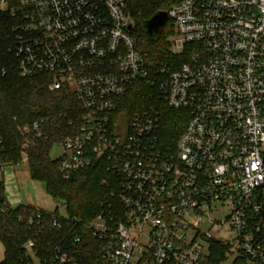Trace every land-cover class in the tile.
I'll use <instances>...</instances> for the list:
<instances>
[{
    "label": "built area",
    "instance_id": "1",
    "mask_svg": "<svg viewBox=\"0 0 264 264\" xmlns=\"http://www.w3.org/2000/svg\"><path fill=\"white\" fill-rule=\"evenodd\" d=\"M128 12V0H0L19 75L47 76L51 92L76 102L57 142L60 173L70 179L102 163L115 180L89 223L65 206L27 205L35 211L28 225L49 215L55 229L70 227L74 243L83 229L110 264H203L198 241H215L228 224L239 257L264 264V0L179 1L166 11L167 43L179 59L163 65L139 46ZM142 82L151 90L147 106L124 112V98ZM164 108L186 119L170 146ZM13 121L24 139L20 164L29 163L41 125ZM222 208L229 213L215 223L211 214ZM204 220L217 233H201ZM34 249L30 240L19 264H79L62 247L51 260Z\"/></svg>",
    "mask_w": 264,
    "mask_h": 264
},
{
    "label": "trees",
    "instance_id": "2",
    "mask_svg": "<svg viewBox=\"0 0 264 264\" xmlns=\"http://www.w3.org/2000/svg\"><path fill=\"white\" fill-rule=\"evenodd\" d=\"M179 1L128 0L129 10L137 23L134 33L139 46L160 65L179 59L172 56L170 46L164 40L173 34L172 23H167L158 41H150L143 31L142 20L150 21L158 12L169 11ZM10 26V20L0 18V138L4 140L0 146V166H17L23 160L24 139L13 119L16 117L22 125L39 123L44 135L27 152L31 179L43 182L48 196L61 202L71 218L87 224L101 213V202L113 189L104 183L105 180L111 181L112 186L115 180L102 163L64 179L59 160L52 161L50 151L63 135L69 133L67 122L75 114L73 107L76 102L63 92H51L47 76L22 78L19 75L14 57L9 53ZM150 94L146 82L138 83L124 98L123 111L133 113L145 108ZM180 114L169 108L163 109L162 138L168 146L174 145L183 133L186 119L182 120ZM34 212L32 206L22 205L14 210L7 207L5 183L0 181V245H3L5 255L0 264H19L25 258L24 248L30 240L35 242V253L48 260L55 256L56 248L62 247L74 254L79 264H110L103 258L101 243L89 232L80 229L82 241L74 243L68 238L70 227L55 229L49 215L42 224L28 225L27 221ZM221 258V255L213 257L208 264H218ZM237 264L246 263L241 261Z\"/></svg>",
    "mask_w": 264,
    "mask_h": 264
},
{
    "label": "rangeland",
    "instance_id": "3",
    "mask_svg": "<svg viewBox=\"0 0 264 264\" xmlns=\"http://www.w3.org/2000/svg\"><path fill=\"white\" fill-rule=\"evenodd\" d=\"M129 21L136 27V21L132 17L129 10ZM165 41L167 38L164 39ZM51 159L52 161H57L63 154L62 148L58 143H55L51 148ZM65 179V178H64ZM0 181L5 183V195L7 197V207L10 209L18 208L22 205H26L29 202L33 206L46 211H55L59 208L64 211V205L59 201H54L50 196H48L46 187L44 183L36 182L31 179L29 163L19 164L17 166H5V171H0ZM107 186L112 189L114 186L111 185V181L105 180ZM229 213V208H222L220 211L211 214L212 220L216 223L221 220L226 219ZM218 225L204 220L200 226L201 233H206V231L213 230L217 233ZM199 246L202 248V253L200 255L203 264H208L209 260L213 257L222 258L219 260L218 264H237L238 262H245L242 260L236 252V240L234 239L233 231L230 230L229 225H225L224 228L218 233L217 239L213 242L198 241ZM4 247L0 245V260L4 256ZM248 264L247 262H245Z\"/></svg>",
    "mask_w": 264,
    "mask_h": 264
},
{
    "label": "water",
    "instance_id": "4",
    "mask_svg": "<svg viewBox=\"0 0 264 264\" xmlns=\"http://www.w3.org/2000/svg\"><path fill=\"white\" fill-rule=\"evenodd\" d=\"M170 17L168 13L158 12L156 15L150 19V21L142 20L143 31L146 34L147 38L150 41H158L163 34V30L167 23L169 22ZM198 252L199 249H196Z\"/></svg>",
    "mask_w": 264,
    "mask_h": 264
},
{
    "label": "crops",
    "instance_id": "5",
    "mask_svg": "<svg viewBox=\"0 0 264 264\" xmlns=\"http://www.w3.org/2000/svg\"><path fill=\"white\" fill-rule=\"evenodd\" d=\"M27 205H32V203L29 202L28 204H26V206H27ZM3 252H4V251H3ZM4 257H5V255H4L3 258L0 260V262L4 259Z\"/></svg>",
    "mask_w": 264,
    "mask_h": 264
}]
</instances>
